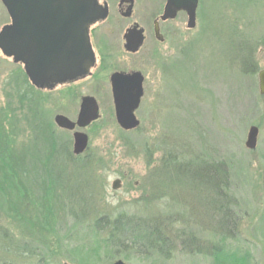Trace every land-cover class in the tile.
<instances>
[{"label": "rangeland", "instance_id": "obj_1", "mask_svg": "<svg viewBox=\"0 0 264 264\" xmlns=\"http://www.w3.org/2000/svg\"><path fill=\"white\" fill-rule=\"evenodd\" d=\"M138 5L135 20L146 27L149 15ZM9 21L0 2V29ZM186 23L179 16L164 26L173 32L155 45L153 58L127 56L122 33L103 31L94 41L99 64L110 70L52 92L29 91L22 67L0 53V151L20 171L25 195L39 204L34 218L42 225L19 228L14 214L0 205V264H264V96L257 77L264 70V0H201L195 29L187 30ZM249 55L252 67L245 63ZM112 71H137L144 78L134 131L116 123ZM16 93L27 100L20 103ZM86 96L97 102L98 120L72 132L59 129L55 116L75 122ZM251 127L258 128L254 150L245 147ZM74 132L88 137L79 157L73 154ZM50 164L64 190L55 187L45 196ZM184 164L225 170L227 193L237 204L231 239L222 241L197 226L209 222L194 192L183 186ZM115 180L118 190L111 188ZM50 204L54 215L44 212ZM99 215L160 224L170 238L167 257L108 243L106 232L94 228ZM191 238L199 239L200 253L191 249ZM217 249L222 257L214 254Z\"/></svg>", "mask_w": 264, "mask_h": 264}, {"label": "water", "instance_id": "obj_2", "mask_svg": "<svg viewBox=\"0 0 264 264\" xmlns=\"http://www.w3.org/2000/svg\"><path fill=\"white\" fill-rule=\"evenodd\" d=\"M10 24L0 30V52L13 64H22L30 84L41 90H52L56 85L86 76L93 67L94 56L89 44L88 30L91 25L105 19V11L99 10L96 0H38L44 8H34L35 0H0ZM49 4L52 8L47 7ZM197 0H168L162 20L174 19L177 11L184 10L189 16V29L195 27ZM46 7L50 12L46 16ZM55 21L44 25L42 21ZM65 33L63 39L60 33ZM134 41V45H135ZM133 45V46H134ZM136 47V46H135ZM259 94L264 95V70L258 74ZM114 116L123 131L139 126L134 113L143 96V77L140 73L113 74L110 79ZM99 118L94 98L83 97L75 122L62 115L54 118L55 125L72 132L84 129ZM258 129L248 131L245 147L256 148ZM88 147V137L82 132L73 133V154L82 155ZM111 188L118 190L120 181ZM113 264H124L116 261Z\"/></svg>", "mask_w": 264, "mask_h": 264}, {"label": "trees", "instance_id": "obj_3", "mask_svg": "<svg viewBox=\"0 0 264 264\" xmlns=\"http://www.w3.org/2000/svg\"><path fill=\"white\" fill-rule=\"evenodd\" d=\"M245 63L246 65L252 67V63L254 62L250 55L246 57ZM26 85L29 91H36L28 83ZM36 92L40 93L39 91ZM15 98L20 103H24L28 97L20 96L16 93ZM12 149L13 146H11L8 150L6 148L7 153L11 152L12 154ZM160 151L164 156L169 155L166 153V151ZM61 152L64 156H67L69 159L71 158V154L66 148H62ZM168 161L169 162L166 164L173 162V160H170V158ZM12 163L13 162L9 158H5L4 153L0 151V205L7 209L6 212L8 214H14L16 218L14 223L17 225V227L20 228L21 226L26 227L30 225L31 228L39 230L42 225L39 224L38 219L34 218L35 215L40 216V211L38 212L39 204L34 201L31 194H26L29 196V198H26V195L23 192L24 179L21 176L20 171H18L16 167L14 168ZM199 165L201 166H189L184 164V167L180 170V172L184 175L183 186L187 187L186 189H188L189 192H194L196 200L194 198L193 199L195 202H197L200 211L209 222L208 224L204 223V226H197L201 229V231H210L216 236V238L226 241V239L232 238L237 227V222L235 219L236 214L234 212L237 204L236 200L227 193L229 186L228 176L225 170L220 168V166L206 164ZM167 166L168 168L170 167L169 164ZM45 176L49 180L48 186L43 184L46 189L44 192L45 196L48 194V190H54L55 187L61 191L64 190V185L61 182V176L59 173L52 174L51 164L48 167L45 165ZM30 186L34 187L32 184ZM186 193L188 194V192ZM7 196L9 199H7ZM51 207L52 204L47 205L44 212H46L48 215H54L56 212H53ZM7 213L3 215H6V217L9 218ZM27 213L31 214V220L27 219ZM53 218L54 217L52 216L50 219ZM25 219H27L28 222ZM48 226L52 230L51 223H49ZM94 228L96 230L106 232V241L108 243L112 242V245H116L117 243L122 245H138L141 249L148 248V250H152L160 256L167 257L166 251L170 245V238L166 237L164 230L158 223L152 225L146 220L131 221L123 216H118L110 220V217L108 216L99 215L94 222ZM50 229L48 232L49 234L52 233ZM2 238L4 241L7 240L6 237ZM196 239L191 238L189 243L191 244V249L194 250L195 253H200L198 251H202V248L199 242L196 243ZM0 245V247L5 250V247L2 245V243ZM7 251H9V249H7ZM215 251L216 252L214 254L217 255V257L223 256L220 255L222 252L221 249H217Z\"/></svg>", "mask_w": 264, "mask_h": 264}, {"label": "flooded vegetation", "instance_id": "obj_4", "mask_svg": "<svg viewBox=\"0 0 264 264\" xmlns=\"http://www.w3.org/2000/svg\"><path fill=\"white\" fill-rule=\"evenodd\" d=\"M35 1L36 2L34 3L33 6L35 9H37V13H38V9L44 8L45 5L41 3L38 5V0H35ZM139 2L141 4L140 6L143 8L141 12L142 15H145L147 17L149 15V19L147 20L146 27H142L141 25H139L140 23L135 20V17L140 15V12L138 10ZM167 3H168V0H96L97 8L99 10L105 11L106 16H105V19L99 20L93 25H91L88 30L89 44H90V47H91V50L94 56L93 67L89 70L86 77H82L74 81H67L66 83L56 85L54 89L49 90V91L45 89L44 90L37 89V90L52 92V91L57 90L60 87H67L69 85L82 82L86 79L93 78L94 76L96 77L97 74L99 73L103 74L104 72L109 71L110 70L109 67L107 68V66H104L103 63L99 64V61H100L98 59L99 53L96 52L97 51L96 41H94V39H96V36L101 34L103 31H105L107 34H110V35L121 32L122 33V36H121L122 44L121 45H122L124 53L127 56L135 57L137 59V57L139 55L141 56V54L146 55V56L148 55L150 58H153L156 56L155 51H154L155 45H158V46L162 45L165 41L169 39L168 35H170V32H173L171 30H167L166 28H164V26L168 24L169 22L176 20L177 18H179V16H182L183 18L186 19L187 30L195 29L196 19L198 17V12L201 6V0H197V6L195 9V27L193 29H189L187 27L189 16L187 12L184 10L177 11L174 19L162 20L164 9ZM47 7L52 8V5L49 4ZM47 7L45 10V13L48 18L52 14H50ZM150 15L153 16L151 19H150ZM42 22L46 26L49 23H52V22L54 23L55 21L48 22V19H47V21H42ZM64 35L65 33L63 32L60 33V38L62 37L63 39ZM134 41L136 42L135 45H134ZM20 66L22 67L23 72H24V67L22 65ZM136 72L137 71H130V72L129 71L128 72L112 71V73L110 74L108 78V84H109V90H110L111 97H112V88H111V82H110L111 76L117 73L132 74ZM143 84H144V78H143L142 88H143ZM258 88H259V81H258ZM143 94H144V91H143Z\"/></svg>", "mask_w": 264, "mask_h": 264}]
</instances>
